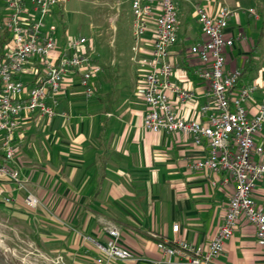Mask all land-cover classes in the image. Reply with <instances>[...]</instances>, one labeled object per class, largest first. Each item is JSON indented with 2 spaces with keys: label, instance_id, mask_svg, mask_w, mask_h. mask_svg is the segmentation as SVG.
<instances>
[{
  "label": "crops",
  "instance_id": "1",
  "mask_svg": "<svg viewBox=\"0 0 264 264\" xmlns=\"http://www.w3.org/2000/svg\"><path fill=\"white\" fill-rule=\"evenodd\" d=\"M175 2L179 23L169 54L171 81L194 92L196 98L181 102L173 93L170 97L179 116L205 122L200 108L210 103L209 89L198 75L203 64L190 52L191 45L201 40L196 7L212 14L221 6L232 10L224 32L234 43L225 50L224 69L241 71L240 87L260 83L263 78L264 0ZM0 5L4 6L3 0ZM251 8L259 12L258 19L248 13ZM59 12L53 8L47 23H54ZM57 30L58 45L63 49L69 39L67 30L64 27L59 34ZM1 31L5 43L0 50L8 39L7 31L3 27ZM239 32L243 36L237 39ZM63 36L67 39L62 44ZM102 69L91 80V96L84 94L79 74L72 71L57 96L55 116L20 118L12 165L27 181L18 188L11 180L0 178V220L46 255L62 256L67 264H183L181 258L168 259L149 233L170 236L172 225L178 224L181 239L206 247L223 223L234 182L223 172L191 167L208 153L204 139L196 144L182 132L144 128L146 105L136 93L141 73H133L130 93L119 88L115 92L109 89V82L118 78V70L103 74ZM38 73L39 66L32 60L18 78L29 88ZM260 96V90L256 91L247 102L250 116L255 114ZM256 141L264 147V125ZM28 193L37 199L35 209L25 203ZM255 201L264 210L261 187ZM107 226L118 229L130 258L97 261L102 255L97 243L106 244ZM211 264H264V247L256 240L255 227L240 217L223 252Z\"/></svg>",
  "mask_w": 264,
  "mask_h": 264
},
{
  "label": "built area",
  "instance_id": "2",
  "mask_svg": "<svg viewBox=\"0 0 264 264\" xmlns=\"http://www.w3.org/2000/svg\"><path fill=\"white\" fill-rule=\"evenodd\" d=\"M6 16L3 28L8 39L0 52V178H7L22 188L26 178L14 167L15 134L22 116L37 114L50 119L56 115L57 96L66 76L75 71L86 96H91L92 78L101 66L88 51L85 36L69 38L59 48L56 25L47 23L53 8L64 9V0H3ZM216 1V0H212ZM133 45L131 60L142 74L136 87L144 101L146 112L143 126L152 132H182L198 144L205 140L207 155L191 165L198 170L223 172L232 178L234 191L228 201L223 223L206 247L180 238L178 224L171 235L150 232L157 248L168 258L178 257L183 264H211L224 250L240 217L255 227L257 242L264 247V210L257 205L255 193L264 190V147L256 136L264 125V74L260 83L252 81L237 87L239 69L225 70V50L234 38L225 35L232 10L221 6L215 14L196 7L201 40L191 45L190 52L203 64L199 77L208 85L210 103L201 106L206 121L184 119L173 107L170 93L181 102L193 101L194 92L172 83L173 66L170 48L177 40L178 18L175 0H130ZM253 18L260 17L249 9ZM243 35L239 32L237 39ZM147 45V47H145ZM39 66L33 86L26 88L18 78L27 63ZM261 92L255 104L256 112L249 115L247 102L256 91ZM6 201L9 198H5ZM25 203L37 206V199L28 193ZM106 244L97 243L102 254L98 262L130 258L131 252L120 242L115 226H107Z\"/></svg>",
  "mask_w": 264,
  "mask_h": 264
},
{
  "label": "rangeland",
  "instance_id": "3",
  "mask_svg": "<svg viewBox=\"0 0 264 264\" xmlns=\"http://www.w3.org/2000/svg\"><path fill=\"white\" fill-rule=\"evenodd\" d=\"M63 6L64 9L55 14L53 19L58 28L57 33H62L61 29L65 27L67 38L85 36L88 51H94L93 58L103 68L101 73L118 70V78L109 82V89L115 92L122 89L121 92L130 93L133 73H140L130 61L133 45L130 0H64ZM6 12L5 6L0 5V41L4 37L1 28ZM63 38L62 44L67 39L65 36ZM111 60L114 64H111ZM0 223L3 224L0 254L6 256L9 262L67 264L62 256L46 255L26 236L22 237L20 232L9 228L5 220H0Z\"/></svg>",
  "mask_w": 264,
  "mask_h": 264
},
{
  "label": "water",
  "instance_id": "4",
  "mask_svg": "<svg viewBox=\"0 0 264 264\" xmlns=\"http://www.w3.org/2000/svg\"><path fill=\"white\" fill-rule=\"evenodd\" d=\"M0 264H23L22 262L19 261H13V262H9L8 260H6V256H1L0 254Z\"/></svg>",
  "mask_w": 264,
  "mask_h": 264
},
{
  "label": "trees",
  "instance_id": "5",
  "mask_svg": "<svg viewBox=\"0 0 264 264\" xmlns=\"http://www.w3.org/2000/svg\"><path fill=\"white\" fill-rule=\"evenodd\" d=\"M3 43H5V40L4 39L0 41V47H2ZM1 51H2V49L0 50V52Z\"/></svg>",
  "mask_w": 264,
  "mask_h": 264
}]
</instances>
